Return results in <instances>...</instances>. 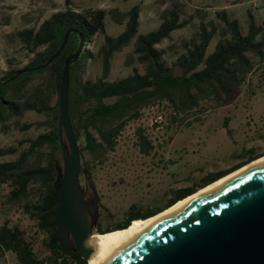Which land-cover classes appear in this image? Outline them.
I'll list each match as a JSON object with an SVG mask.
<instances>
[{
	"label": "trees",
	"instance_id": "trees-1",
	"mask_svg": "<svg viewBox=\"0 0 264 264\" xmlns=\"http://www.w3.org/2000/svg\"><path fill=\"white\" fill-rule=\"evenodd\" d=\"M138 18L137 5L126 11H78L68 7L52 13L38 26L25 27L13 34L31 58L20 69L8 63L0 77V129L4 132L12 122L17 126L24 113L33 112L44 119L23 123L19 130L34 126L44 132L21 139L16 146L0 148V157L14 156L0 163V187L9 188L7 203L24 201L23 211L45 234L43 244L48 255L39 259L25 233L4 220L0 225V257L8 253L14 264H86L76 252L66 251L57 243L53 186L55 161L61 157L58 90L64 60L80 41L81 53L69 65L68 111L80 162L88 176L93 165H102L108 154L114 152L121 132L127 124L137 121L145 109L155 107L162 112L166 128H188L201 120L205 103L228 96L245 84L255 67L264 69V29L250 12L244 25L226 10L216 11L213 18L200 14L193 23V15L182 14L174 5L163 9L158 25L144 34L138 31ZM107 20L122 26V30L116 35L109 34ZM187 26L194 27L189 37L160 47L163 41L172 40L174 31ZM68 30L63 49L48 65L15 75L18 70L43 65L56 52ZM94 37L101 38L98 47L93 45ZM89 45L93 51L86 49ZM129 46L131 50L125 59L129 73L110 78L114 55ZM93 59L99 61L100 74L91 78L86 70ZM223 126L229 135L225 121ZM134 136L139 151L148 155L153 146L144 130L136 128ZM237 156L247 162L260 155L248 149ZM245 162L208 174L192 187L174 191L162 206L132 204L122 221L97 227L95 232L125 228L133 220L153 216Z\"/></svg>",
	"mask_w": 264,
	"mask_h": 264
},
{
	"label": "rangeland",
	"instance_id": "rangeland-1",
	"mask_svg": "<svg viewBox=\"0 0 264 264\" xmlns=\"http://www.w3.org/2000/svg\"><path fill=\"white\" fill-rule=\"evenodd\" d=\"M66 1L68 5L66 4ZM137 5L139 11V33H146L159 23V13L176 5L184 15L197 16L205 13L213 18L214 13L226 10L244 25L247 12L256 21H264V0H0V77L8 63L16 69L27 64L31 55L22 49L13 34L22 28L38 26L52 13L74 8L118 9L126 11ZM194 26V25H193ZM193 26L174 31L171 41H163L165 47L182 38H187ZM263 27V26H262ZM264 29V27H263ZM122 26L106 21V31L116 35ZM101 38L94 37L93 45L98 47ZM93 51L91 45L86 46ZM130 46L114 55L111 61L110 78L123 77L130 71L125 59ZM100 74L97 59L89 60L86 75L94 78ZM206 111L201 120L186 128H166L163 113L151 107L142 112L141 117L127 124L117 140L114 152L108 154L102 165L90 169V181L99 204L97 227L114 225L122 221L124 212L132 205L142 207L162 206L174 191L198 184L212 173L223 172L236 165L241 158L237 155L251 149L256 153L264 152V69L255 67L245 84L237 87L228 96H220L204 104ZM42 115L26 112L18 120L17 126L9 123L3 132L0 129V148L16 146L25 138H33L44 129L31 127L20 131L19 125L42 121ZM224 121L230 134L226 133ZM16 123V122H15ZM158 125V126H157ZM141 128L150 139L153 149L148 155L142 154L134 136V130ZM14 156L0 157V163L12 160ZM61 166V157L57 159ZM80 185H85L82 175ZM9 188L0 187V225L4 220L10 226H17L31 240L34 253L39 259L48 255L44 246L45 234L23 211L24 201L7 203ZM89 191L87 192V195ZM0 264H14L10 254L0 257Z\"/></svg>",
	"mask_w": 264,
	"mask_h": 264
},
{
	"label": "water",
	"instance_id": "water-1",
	"mask_svg": "<svg viewBox=\"0 0 264 264\" xmlns=\"http://www.w3.org/2000/svg\"><path fill=\"white\" fill-rule=\"evenodd\" d=\"M69 33H64L58 49L43 65L18 70L15 75L48 65L63 49ZM81 50L80 41L63 64L57 98L61 166L55 161L53 186L57 243L66 251L76 252L86 263L94 251L87 241L93 235L99 204L90 177L81 165L68 111L69 65ZM81 175L83 187L79 182ZM107 264H264V164L216 186L166 217Z\"/></svg>",
	"mask_w": 264,
	"mask_h": 264
},
{
	"label": "bare ground",
	"instance_id": "bare-ground-1",
	"mask_svg": "<svg viewBox=\"0 0 264 264\" xmlns=\"http://www.w3.org/2000/svg\"><path fill=\"white\" fill-rule=\"evenodd\" d=\"M264 164V155L252 162L240 167L239 169L215 180L214 182L196 190L192 194L173 203L166 209L150 216L144 220L136 219L128 226L116 229L102 234H93L87 241V244L94 247V251L87 260L86 264H107L111 259L124 251L136 239H138L149 228L156 225L166 217L179 211L189 203L197 200L203 195L208 194L216 186L231 181L243 173L253 169L255 166Z\"/></svg>",
	"mask_w": 264,
	"mask_h": 264
},
{
	"label": "flooded vegetation",
	"instance_id": "flooded-vegetation-1",
	"mask_svg": "<svg viewBox=\"0 0 264 264\" xmlns=\"http://www.w3.org/2000/svg\"><path fill=\"white\" fill-rule=\"evenodd\" d=\"M254 152V151H253ZM254 154L255 155H262V154H264V152H260V153H256V152H254ZM246 161V159L245 158H242L238 163H241V162H245ZM237 163V164H238ZM95 230V229H94Z\"/></svg>",
	"mask_w": 264,
	"mask_h": 264
},
{
	"label": "crops",
	"instance_id": "crops-1",
	"mask_svg": "<svg viewBox=\"0 0 264 264\" xmlns=\"http://www.w3.org/2000/svg\"><path fill=\"white\" fill-rule=\"evenodd\" d=\"M228 129V128H227ZM230 130V129H229Z\"/></svg>",
	"mask_w": 264,
	"mask_h": 264
}]
</instances>
